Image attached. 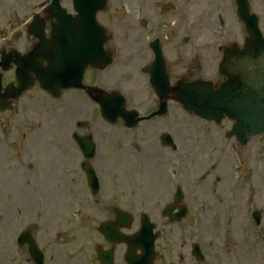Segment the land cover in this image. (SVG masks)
Listing matches in <instances>:
<instances>
[{"label": "rangeland", "instance_id": "obj_1", "mask_svg": "<svg viewBox=\"0 0 264 264\" xmlns=\"http://www.w3.org/2000/svg\"><path fill=\"white\" fill-rule=\"evenodd\" d=\"M32 3H25V5H31ZM0 156H2V155H0ZM4 156V155H3ZM0 232H3V230L0 228ZM206 234H207V239H209V237H210V232L209 231H206ZM201 241L203 242V235H201ZM237 244H239V243H237ZM243 247H241V249H242Z\"/></svg>", "mask_w": 264, "mask_h": 264}]
</instances>
